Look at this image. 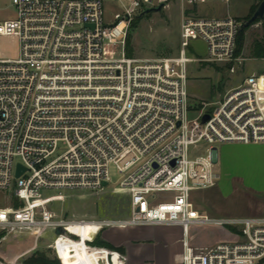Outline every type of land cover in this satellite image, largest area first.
Returning a JSON list of instances; mask_svg holds the SVG:
<instances>
[{"label": "built area", "instance_id": "2783aa9c", "mask_svg": "<svg viewBox=\"0 0 264 264\" xmlns=\"http://www.w3.org/2000/svg\"><path fill=\"white\" fill-rule=\"evenodd\" d=\"M10 1L16 19L0 21V39L15 40L18 56H0V192L18 206L0 208V245L28 235L37 248L54 233L48 248L63 264L60 239L82 241L69 227L100 223L84 243L87 251L96 264H127L118 252L94 245L104 230L180 227L181 264H264V216L211 218L191 201L193 192L220 180L217 145L264 144V74L246 77L221 100L190 105L191 65L214 64L234 74L245 61L237 55L243 25L237 18L193 14L203 3L231 0H129L130 8L111 23L106 0ZM174 2L182 15L177 55L129 58L134 20ZM197 41L207 45V59L192 55ZM202 143L205 155L192 159L191 149ZM18 166L25 170L19 178ZM111 166L122 177L111 191L130 199L129 219L68 220L49 210L65 196L45 198L43 191L103 193ZM201 227L228 228L233 240L199 251L191 231ZM58 229L65 233L57 236Z\"/></svg>", "mask_w": 264, "mask_h": 264}, {"label": "rangeland", "instance_id": "374dc122", "mask_svg": "<svg viewBox=\"0 0 264 264\" xmlns=\"http://www.w3.org/2000/svg\"><path fill=\"white\" fill-rule=\"evenodd\" d=\"M260 3L261 0H231L229 4L209 2L197 6L193 14L203 18H222L230 15L244 24V19L249 15L252 8ZM129 8V0H106L104 3L106 23L113 22L116 15H121ZM14 19H16V11L11 1L0 0V21ZM181 25V6L176 2L171 3L166 10L154 12L141 18L140 24L128 42V48L133 53L131 58L152 61L175 57L180 45ZM244 39L245 45L242 53L245 61L235 68L234 74H230L221 66L209 63H197L190 66L189 94L191 106L221 100L230 89L240 84L250 71H255L262 66V63L251 61L250 49L253 41L264 39V22H259L249 28L245 32ZM191 48V53L195 58L199 60L208 58V48L204 42H194ZM0 56L16 59L18 56L16 41L0 39ZM241 145L220 144L216 146L218 154L224 158L225 165L222 173L219 174L220 180L217 186L209 190L192 193V200L202 214L217 219L264 216V153ZM207 148L208 145L204 143L192 148L191 158L195 159L205 155ZM234 176L240 177L242 182H235ZM110 178V187L103 193L88 190H51L43 191V196L45 198H53L60 194L65 196L64 201H56L49 206V210L60 218L90 221L127 220L130 218V199L125 195L114 194L111 191L113 188H119L122 181V177L115 166L110 167ZM10 206L17 207L18 203H15L14 199L12 200L10 193L0 192V208ZM105 231L107 232L108 229ZM220 231L219 228L201 227L194 228L191 234L201 243L198 245L204 246L220 240L222 238ZM153 234H160L163 238L158 237V240H149V236L142 235L139 240H133V246L128 250L120 249L126 251V254L116 249L101 247V243H107L103 235L98 237L96 243L98 246H95L118 252L125 257L127 264H142L145 263L142 258L150 252L152 248L150 244H153L158 249L157 256L160 264H167L173 259L176 264H180L182 255L180 228L155 229ZM84 235L87 239L90 238L89 233ZM54 238V233H49L40 240L35 251L27 253L35 247V241L32 237L28 235L18 238L9 237L0 245V263L23 264L34 252H43L58 264L59 259L56 254L48 248ZM164 239L169 242L170 246L163 242ZM77 246L80 245L61 238L58 242L61 258L74 261L76 264ZM203 246L198 248L199 251H207L214 245ZM137 252L139 253L137 254Z\"/></svg>", "mask_w": 264, "mask_h": 264}, {"label": "crops", "instance_id": "0c3cea01", "mask_svg": "<svg viewBox=\"0 0 264 264\" xmlns=\"http://www.w3.org/2000/svg\"><path fill=\"white\" fill-rule=\"evenodd\" d=\"M256 43H260V44L264 45V39L255 40L252 42L251 49H250L251 61L254 63H256V62L262 63L261 62L262 58H257L254 56ZM241 56L243 57V53ZM253 74L254 75H263L264 74L263 63H262V66L258 67L255 71H250L246 77L251 76ZM241 146L246 147V148H251L252 150H256V151L264 153V144H252V145H243L242 144ZM263 159H264V157H263ZM223 160H224L223 156H220L218 154V150H216V152H215V169L219 174H220V172L222 173L223 167L225 166ZM234 177H235V182H242V179L240 177H238V176H234ZM191 201L196 208V205H195L194 201L192 200V196H191ZM197 210L199 212H201L199 209H197ZM160 228H180V227H133V228H125V229L110 228V229H108L107 232L104 230L99 235V237L101 235H103V237L105 238V242L109 243V245H111L112 247H114L118 251L120 249H123V248L128 250L131 246H133V242L135 240H139V238L142 235L143 236H149L150 237L149 240H158L157 238L162 237V236L160 234H153V232L155 229H160ZM99 230L100 229L89 230V237H90L89 239L93 240L95 235L98 233ZM180 231H181V240L180 241H181V246H182L183 233H182L181 228H180ZM220 232H221L220 234H222V238L220 240H217L213 244L204 245V246L198 245L200 242L198 240H196L195 236H192V244L195 246V248H199L201 246H203V247L212 246V245L215 246L216 244H218L220 242L233 240V236H231V234L228 231L221 229ZM163 242L166 243L168 246H170L169 242L165 241V239L163 240ZM150 246L152 248H151L150 252L146 255V257L144 256L142 258L145 261V263H142V264H160V262L158 260V256H157V250L158 249H156V247L153 244H150ZM85 248H86V246H85ZM35 249L36 248H34L33 250H31L27 253L33 252V251H35ZM76 252L78 254V256H75L76 264H96L97 256L95 254L85 253L81 246L76 247ZM123 252H124L123 254H126V251H123ZM138 253L139 252H137V254ZM182 253H183V246H182ZM167 264H176V262L173 259L172 262L169 261ZM180 264H181V262H180Z\"/></svg>", "mask_w": 264, "mask_h": 264}, {"label": "trees", "instance_id": "16d2710c", "mask_svg": "<svg viewBox=\"0 0 264 264\" xmlns=\"http://www.w3.org/2000/svg\"><path fill=\"white\" fill-rule=\"evenodd\" d=\"M259 6V5H258ZM257 5L254 6L251 10V12L249 13V15L244 19V24L253 16L254 12L256 11ZM140 21L141 19H138V20H135L134 23L132 24V27H131V30H135L138 25L140 24ZM260 21H257L255 22L254 24H252L249 28H251L253 25L259 23ZM245 29L243 30L242 32H240L239 34V37H238V41H237V55L238 56H241L242 55V52L244 50V45H245V39H244V35H245V32L249 29ZM131 34L128 36V39H127V56L129 58H131L133 56V53L132 51L128 48V42H129V39L131 38ZM254 56L257 57V58H263L264 57V45L263 44H260V43H256L255 44V51H254ZM70 232L79 236L82 241H88L89 239H87L84 235V233L82 231H78V230H74V229H70ZM231 232L232 233H235L236 230L234 229H231ZM3 237V234H0V240L2 239ZM97 240L98 238L96 239L94 245H97ZM72 243L76 244V245H80L83 249V251L85 253H89L87 251V249L85 248V245L80 243V241L78 242H73L72 240H70ZM89 241H92V240H89ZM80 243V244H79ZM101 247H106V248H109V249H115L114 247H112L111 245L107 244V243H101L100 244ZM120 252L124 253L123 250H119ZM57 259V258H56ZM62 259V262L63 264H75L74 261H69L68 259L66 258H61ZM57 261V260H56ZM58 264H60V262L58 261L57 262ZM23 264H56L55 261L51 260L46 253H43V252H34V254L29 257L28 259H26L24 261Z\"/></svg>", "mask_w": 264, "mask_h": 264}, {"label": "water", "instance_id": "95a60500", "mask_svg": "<svg viewBox=\"0 0 264 264\" xmlns=\"http://www.w3.org/2000/svg\"><path fill=\"white\" fill-rule=\"evenodd\" d=\"M161 11H162V7L157 8V9H153V10H149L148 13L149 14L154 13V12L158 13ZM257 21H260V22L264 21V0H262V2L259 4V6L257 7L256 11L254 12L253 16L245 24L242 25L240 32L249 28L252 24H254ZM134 33H135V30H131L130 34L133 35ZM209 120H210V116L207 115L203 118V123H206ZM24 172H25V170L21 166H18L17 178L21 177ZM103 186L106 188L107 184H104ZM64 233L65 232L62 229H58V230H56L55 234L57 236H59V235H63Z\"/></svg>", "mask_w": 264, "mask_h": 264}, {"label": "bare ground", "instance_id": "6f19581e", "mask_svg": "<svg viewBox=\"0 0 264 264\" xmlns=\"http://www.w3.org/2000/svg\"><path fill=\"white\" fill-rule=\"evenodd\" d=\"M101 228V224L100 223H89V224H84V225H71L69 227L70 229H74V230H78V231H82L84 234H88L89 230H93V229H100ZM73 234V233H72ZM75 235V234H74ZM66 239V238H65ZM67 240V239H66ZM82 240V239H81ZM70 241V240H67ZM71 242V241H70ZM80 243L84 244L85 241H80ZM79 243V244H80ZM85 245V244H84ZM86 246V245H85Z\"/></svg>", "mask_w": 264, "mask_h": 264}]
</instances>
